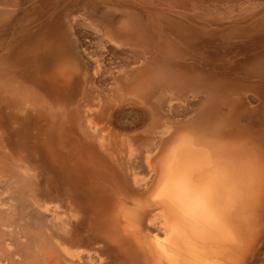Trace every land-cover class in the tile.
<instances>
[{"label":"bare ground","instance_id":"bare-ground-1","mask_svg":"<svg viewBox=\"0 0 264 264\" xmlns=\"http://www.w3.org/2000/svg\"><path fill=\"white\" fill-rule=\"evenodd\" d=\"M148 37L126 1L0 0V182L18 201L0 202V221L17 212L42 240L36 264H263L264 126L247 108L214 107L216 78L182 82L205 92L192 111L189 90L186 106L163 89L144 96L129 70L145 60L129 58ZM9 249L10 264L22 249Z\"/></svg>","mask_w":264,"mask_h":264},{"label":"rangeland","instance_id":"rangeland-1","mask_svg":"<svg viewBox=\"0 0 264 264\" xmlns=\"http://www.w3.org/2000/svg\"><path fill=\"white\" fill-rule=\"evenodd\" d=\"M121 1H126L132 5V7L138 13L139 17L140 16L142 17V21L145 23L147 33L149 34V37H148L149 40H147L148 46H145L139 43L131 45V46H135L136 53L132 52L134 51V50H131L132 47L129 46V48H126V46L128 47L127 44L124 43L125 47L120 44L122 47H124V49L126 48L125 52H127L126 54H128L129 57H130L131 52L133 53L131 54L132 56L129 58V60L135 59L137 62L139 61L142 62V60H145V62L143 61L142 64L140 63L135 64V61L131 60L133 62L132 64L133 67L129 70V73L130 72H132L133 74L136 73L135 74L136 76L130 73L131 75H133L134 77L138 76V79L140 78L142 81L144 78H146L145 75L149 77L150 82H148V84H147L148 77L143 81V84L140 79L139 80L141 83H139V80L137 81L139 85L143 86L141 87L138 85L139 90L142 91L145 88L143 92L145 90L147 91V93L142 92L144 96L150 98L152 94H154V96L157 97V93L158 94L162 93L161 95H163V93L165 92L164 94L165 96H169L170 94V95L179 97L180 99H182L181 101H183V99L186 98V97L185 98L183 97L185 95L187 96L188 93L186 92L189 90L190 96H187L189 98L188 99L186 98V99L188 102L190 101L192 104L193 102L195 103L196 100H199V98H201L203 95H205V92H202L203 95L199 93L201 96L199 95V97L196 96V98H194L191 95L192 89L191 90L188 89L187 91H186L187 88L182 89L183 88L181 87L182 82L184 81L185 83H190L191 86L193 87L195 86L194 89H197V88L199 89V88L205 87L203 82H211L215 80L216 78V82L220 86V89L217 88V92H216L217 94L215 93L214 95V103H216V105L214 104V107H216L218 104L219 106H221V108L223 107L222 109H225L226 107L224 106H227V108L231 107L232 111L234 112H239L243 108H247L249 111L248 114L251 115L253 120H258L259 125L264 126V0H121ZM121 7L125 8V6H121ZM80 29L79 30L82 31V28ZM108 43L111 44L112 42H108ZM120 45L118 48L123 49L122 47H120ZM143 47L146 50L143 49ZM127 49L129 51H126ZM142 50H144L145 52L147 51L148 53L146 52L145 54V52L143 51L145 54L144 55ZM120 56L123 57V55H120ZM126 58L128 59V56ZM118 59L119 61H122V59L120 60L119 57ZM138 59H141V60H138ZM249 65H253V66H249ZM134 69L136 70L135 73H134L135 71ZM176 70L178 71L176 72ZM137 71L139 72L137 73ZM139 74H142V75L140 76ZM133 76H131V78ZM141 77H144V78H141ZM185 78L187 80H185ZM205 78L207 79L209 78L210 81ZM212 78L213 80H211ZM135 81H133L134 84H135ZM150 84L152 86H150ZM145 85L147 86L145 87ZM135 86H134L135 91H133L135 92L134 95H136V97L137 95H140V94L142 95V93L138 91V89H136L137 86L136 87ZM123 89H124V85H123ZM123 89H122V92L120 93L121 95L123 94V92H125L123 91ZM162 89L164 90V92ZM221 89L222 91H220ZM136 90L139 94H137ZM126 91H128L127 88H126ZM168 91H169V94H168ZM228 93H230V95ZM218 94L220 95V97ZM232 94L236 96H233ZM124 96L126 98V95ZM191 96L194 99H192ZM229 98H232L234 102L232 103L228 102L227 99ZM151 99L149 100L152 101ZM124 100L126 101V99ZM125 101L124 103H126ZM185 103L186 102L183 101L182 105ZM194 103L192 105L190 103H188L189 105L185 104V106L187 105L186 106L187 110L189 107L190 108L189 110L192 111V109L194 108L193 107ZM178 104H176L177 107L179 106L178 108L182 109L183 107L180 108V103ZM124 105H122L123 107L121 108H123L125 111L121 109L122 110L121 115L123 114V112L124 113L128 112L127 110H128L129 105L128 106L126 105L127 107ZM138 107L141 108L140 106H138V104H137V107L136 105L131 107L132 109H130L129 107L130 109L129 111L132 110L131 111L132 113ZM125 108H127V110ZM139 108L135 111L137 112V114L141 112V109ZM183 110L187 111L185 110V107ZM179 116L180 118H182L181 115H178V117ZM244 116L247 118L245 113H244ZM241 120L242 119H239L240 122ZM140 123L141 122H138V124ZM32 171L37 174L36 170L31 169V172ZM38 180L40 181L41 186L45 184V182L43 181L42 172L40 171H38ZM0 184H2L0 185V189H1L0 202L3 203V200H5L6 202L5 201L4 202L7 204V202L11 200L12 196L10 197L9 195H11L12 192L11 193L8 192L7 186H4L5 185L4 183L0 182ZM4 189H7V190H4ZM11 201H12L11 204H7V205L5 204L6 206L5 205L4 206L9 208L10 205H12L13 203L14 204L15 202L18 203L17 199L15 200V202H13V200ZM14 207H17L16 204L15 206L10 207L12 208L11 210H13ZM5 209H3V212ZM8 211L10 210L6 209L4 213L7 212L8 214L9 213ZM16 211H18V209ZM16 213L17 212H15L14 215L16 217V221L19 223L18 221L19 218L17 219ZM6 217L3 218V222L0 221L2 222L0 226L5 225V224L10 225L11 223L15 221L13 220L15 218L13 215L11 217L10 216H6ZM8 217H9V220H8ZM0 219L2 220V218ZM4 220H5V223H4ZM21 220L22 219H20V222L22 223L23 220L22 221ZM28 220L25 219L26 222H28ZM7 221H10L9 224H7ZM16 221L12 225H13V230L16 228L17 230H14V231L15 232L18 231L17 233L13 232L14 233L13 236L15 237L17 234L18 236V237L16 236L17 238L13 237V239H11L12 235L10 237L9 232H7L5 229L8 226L6 227L5 225L4 226L5 228L2 226V228L5 229L4 231L1 228L3 232L6 231L3 234L8 235V238L3 235L7 239V240L6 239L3 240L4 241L3 244L5 243L4 246L0 242L2 244V247L0 245L1 247L0 248L1 249L0 250L1 251L0 252V256H1L0 264L1 262L2 264L4 263L6 264V262L7 264H9L8 258H7L9 256L8 255L9 252L8 250H6V248L7 249L10 248L9 249L10 252L12 251L18 252L16 248L20 250L19 248L21 247L22 251L21 250L20 251L23 252V247L21 244L23 242L25 243L26 240L30 241L29 244H31V247L33 250V251L30 250L32 254L28 249L30 248V245L26 242L25 245L23 244V246L26 247V245H28L29 247H27V249H28V252H30L28 254L29 256L27 255V259L25 258L26 256H24V254L26 255L28 253L27 249H25V252H23L24 253L23 256L25 258L24 262L21 260V259L24 260V258L20 254L21 253L20 251H19V254L14 252V255L12 254V257L14 256V259L15 258L19 259L22 257L21 259H19L21 260V262L15 259L17 260V263L15 264H22V262L26 264H33V263L36 264V262L34 261V259L36 258L35 254L38 253V257L35 260L39 261V258H41L39 252L42 251L43 253V250H44V248H42V250L40 249L41 251H39V248H38L37 249L38 252L35 250L39 245L37 242H40V239H36V237L35 238L31 237L33 239H29L28 235L30 233L20 231V229H18V228H21V227H18L20 226V223L17 225ZM30 222L31 221L29 220L28 224ZM12 225H10L11 228H12ZM10 227H8V231L9 229L11 230ZM13 230H11V232ZM18 233H20L19 234L20 236L18 235ZM9 238L10 240H13V243L11 242V244H14V243L18 244V242L20 244L17 245V247L16 245H12L14 246L12 247L11 244H9L10 243L9 242L10 240H8ZM20 240L21 241L23 240V241L20 242ZM6 242L8 243V245L6 244ZM42 243L43 242L41 240L40 242L41 246H42ZM5 246L6 248L3 251V247ZM3 252H5V254ZM6 253H7V257L5 259L4 257ZM47 255L48 254L46 252V254H43L42 256L46 258ZM31 256H33L32 259L30 258ZM12 257H9V258H11L12 260ZM47 258L50 259L49 257ZM3 259L5 260V262H3L4 261ZM48 259L46 260V263L44 260H43V263L42 262H39V263L48 264L50 262V260L48 261ZM13 260L9 261L10 264H14V262H16ZM251 264H262V263H260L257 260L256 261L254 260L251 262Z\"/></svg>","mask_w":264,"mask_h":264}]
</instances>
